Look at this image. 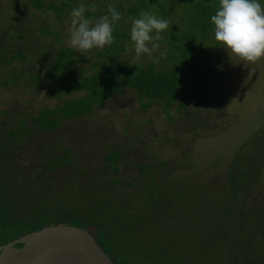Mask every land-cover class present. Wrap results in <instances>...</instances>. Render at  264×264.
Here are the masks:
<instances>
[{
    "label": "rangeland",
    "instance_id": "374dc122",
    "mask_svg": "<svg viewBox=\"0 0 264 264\" xmlns=\"http://www.w3.org/2000/svg\"><path fill=\"white\" fill-rule=\"evenodd\" d=\"M70 1L95 4L92 20L110 15L108 4L122 14L115 28L128 36L118 61L135 57L130 18L144 10L168 20L153 54L159 63L146 54L137 63L160 69L179 60L187 77L169 105L125 88L82 116L53 115L61 123L42 128V109L85 93L56 94L45 80L51 56L69 46L71 15L54 25L51 9L0 0V242L66 223L92 233L117 264H264V58L246 65L231 58L212 31L191 49L198 31L187 17L191 0ZM207 2L218 10L219 0ZM185 45L192 52L184 59ZM100 49L75 65L80 74L105 58ZM194 75L207 79L204 103Z\"/></svg>",
    "mask_w": 264,
    "mask_h": 264
},
{
    "label": "trees",
    "instance_id": "16d2710c",
    "mask_svg": "<svg viewBox=\"0 0 264 264\" xmlns=\"http://www.w3.org/2000/svg\"><path fill=\"white\" fill-rule=\"evenodd\" d=\"M207 1L208 0H198L195 2L191 0L195 13L187 17L192 18L194 16V22L191 23V25L194 31L198 30L197 33H194L191 37L192 40L190 45L191 49L194 50V47H196L195 44L198 43L196 40H205L210 31L214 32L211 16L216 14V11H213L211 3ZM31 2L37 9H51L55 21L49 23H53L54 25L59 24L60 21L63 20V16L70 14L73 8L78 7L76 3H72L70 0H60L58 2L31 0ZM136 9L137 5L133 4L130 11L135 13ZM85 15L88 18L94 16L90 11L86 12ZM187 17L185 16V18ZM185 18H183V20ZM176 28H178V24H175V29ZM38 29L40 30L39 26L35 27L32 31L36 32ZM43 33L46 35H55L57 37L59 35L56 30L48 28H46V33ZM23 35L22 33L21 38ZM113 35L115 37V42L104 49L98 50L97 55L100 56L104 54L105 58L100 61H91L89 73L80 74L79 70L81 69L75 67L79 62L87 60V56L83 54L77 56V52L72 47L61 46L55 51V54L51 56L47 64L48 74L45 76V80L53 81L56 87L55 93L59 94L61 89H65L68 93L79 90H84L85 93L81 97L72 96L64 99L62 105H57L55 109H42L36 116V120L40 123L42 128L51 130L61 123L60 117L55 116L51 118L53 115L60 114L67 118L82 116L91 112L95 104L101 105L104 98H109L112 94H118L124 91L125 88L133 89L140 99L146 98L149 104L163 101L169 105L178 98V89L183 84L185 77H187L188 63L180 66L183 62L178 60L168 68L164 67L158 69L153 63L140 65L136 62L134 65L127 61H118L117 56L122 48L118 43L126 39L128 33L123 29L114 28ZM178 46L179 43L176 47ZM191 49H188L186 45L181 46L180 52L184 56V59L190 56L192 52ZM26 51L27 49L20 48V52L23 54L21 56H24ZM48 52L49 54L52 53L51 51ZM192 79L197 87L199 100L204 103L208 95L206 91L207 79L202 75H194ZM57 96L61 97V95ZM40 228L41 226L25 230L18 234L15 233L6 238L3 242H0V245Z\"/></svg>",
    "mask_w": 264,
    "mask_h": 264
},
{
    "label": "clouds",
    "instance_id": "9594fccd",
    "mask_svg": "<svg viewBox=\"0 0 264 264\" xmlns=\"http://www.w3.org/2000/svg\"><path fill=\"white\" fill-rule=\"evenodd\" d=\"M88 11L95 12L96 5L86 7L81 3L73 8L68 30L69 46L83 55L93 48L102 49L113 44L115 22L123 19L112 4L107 6L110 15H103L96 20L86 17L85 13ZM139 16L140 18H130V38L135 51V57L130 63L135 65L143 54L151 58L153 63H159L160 57L153 54L160 49L158 42L164 39L161 33L169 28V21L144 10ZM211 22L214 25L215 41L227 49L231 58L238 57L245 65L264 58V4L260 0H219V8L211 16ZM153 32L155 35H152ZM166 54L165 50L160 56Z\"/></svg>",
    "mask_w": 264,
    "mask_h": 264
},
{
    "label": "water",
    "instance_id": "95a60500",
    "mask_svg": "<svg viewBox=\"0 0 264 264\" xmlns=\"http://www.w3.org/2000/svg\"><path fill=\"white\" fill-rule=\"evenodd\" d=\"M0 264H116L87 229L47 225L0 245Z\"/></svg>",
    "mask_w": 264,
    "mask_h": 264
}]
</instances>
